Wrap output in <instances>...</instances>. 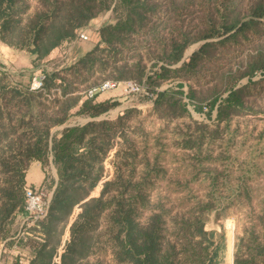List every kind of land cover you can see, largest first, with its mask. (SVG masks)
<instances>
[{
	"label": "trees",
	"instance_id": "1",
	"mask_svg": "<svg viewBox=\"0 0 264 264\" xmlns=\"http://www.w3.org/2000/svg\"><path fill=\"white\" fill-rule=\"evenodd\" d=\"M36 1L30 13L29 0H0L2 40L35 56V63L74 42L78 30L101 16L110 13L112 22L97 31L101 44L72 67V80L58 72L46 77L45 90L59 88L64 99L49 100L42 91L0 78V244L12 237L15 219L24 212L26 174L38 161L53 195L47 216L34 225L45 239L27 236L18 242L31 250L30 264H54L77 208L60 264H221L226 236L206 229L207 216L223 207L215 189H237L251 201L244 168L237 182L231 179L229 144L239 134L231 131L234 120L264 115V0ZM259 73L262 78L255 80ZM106 79L144 87L142 97L152 99L154 111L168 121L191 118L186 84L195 111L209 118L217 111L214 129L198 123L199 134L187 133L178 144L200 162L210 190L204 198L153 197L152 176L165 178L163 148L154 155L143 127L128 124L132 110L114 121L98 120L119 101L95 103L80 95ZM167 83L173 85L163 90ZM78 116L91 121L69 126ZM208 141L220 144L216 155L203 148ZM113 150L115 172L103 182ZM218 163L230 166L219 171ZM51 166L57 180L49 174ZM170 181L169 186L181 185ZM100 183V196L91 197ZM258 223L239 237L234 264H264V211ZM16 264H22L19 257Z\"/></svg>",
	"mask_w": 264,
	"mask_h": 264
},
{
	"label": "rangeland",
	"instance_id": "2",
	"mask_svg": "<svg viewBox=\"0 0 264 264\" xmlns=\"http://www.w3.org/2000/svg\"><path fill=\"white\" fill-rule=\"evenodd\" d=\"M29 2L33 6L30 13H33L35 8L38 7V3L36 0H29ZM106 16L103 15L100 17L102 18L100 19L102 27L112 22V15L109 13V18ZM97 23L99 21L92 22L83 28L86 35L89 36V40L84 41L76 38L74 42L64 44L62 47L55 49L48 58L37 63L34 62L35 56L29 52L10 47L2 40L0 25V78H4L9 84L19 86L23 89H30L33 79L38 75L47 77L49 74L58 72L61 76L72 80V67L76 66L84 56L101 44H98L97 32L95 31L98 28ZM201 44L198 43L191 46L186 51L184 60L173 68L180 67ZM261 78L262 73H259L255 77V80ZM56 81L58 84H61L60 78H57ZM108 82L117 83L111 79H106L102 82L101 86L89 88L87 91L81 92L80 95H83V100L95 99V103L108 100L119 101L121 103L119 107L109 111L98 120L107 119L114 121L119 116L125 115L127 110H132L133 113L128 120V124L143 127L147 134V138L144 139H148L151 146L154 147V155L159 152L160 148H163L160 165L164 168V173L161 176H165V178L158 180L154 175L152 176L157 182L153 197L157 195L168 196L171 197L172 201L176 197L183 195H188L192 201L204 198L210 190L209 182L204 180L205 175L201 171L200 162L195 157H192V155L189 157L186 156L187 154L190 155V151H187L188 153L185 155L183 152H180L178 144L181 142L182 136L187 133L191 135L199 134L200 127L197 126L198 123H203L208 125L209 128L214 129L213 124L217 111H213L212 118H209L206 113L195 111L193 103L188 98V84L182 89L184 91L187 108L191 113V118L176 121H168L160 113L154 111L153 100L144 99L142 95L145 93V88L134 81L117 83L114 89L104 92L99 90L95 92L93 97H90L92 91L99 89ZM246 82V79L242 81L243 84ZM130 83L137 84L140 87V91H131ZM172 85L170 83L165 84L163 90ZM42 93L48 95L49 100L64 99L62 91L59 88L52 87L50 90L46 88ZM89 121H91L90 118L78 116L71 118L68 125H84ZM65 127H57L55 129H58L56 131H61ZM55 129L54 132H56ZM236 129H239V134H237L235 141L229 144V151L232 158L229 161L231 166L221 163H218L217 166L219 167V171L226 169V166H230L228 170L232 171L231 179H233V182L238 181L236 179L239 178V173L243 174L241 168H244L245 177H249L248 187L251 201L249 202L245 198L243 191H238L237 189L233 191H228L224 188L214 190V193L220 197L223 207L220 206L221 208L219 210L212 211L208 214L206 229L208 231H215L218 235L224 233L226 236L227 247L221 264H234L239 237H242L244 231L251 229L252 226H259L258 215L264 211V115L260 114L256 117L248 116L247 118L234 120L231 125V131ZM142 139L139 138L138 140L143 141ZM219 147V143H211L210 141L204 143L203 146L204 149L213 151L214 155L220 151ZM115 151L113 150L110 153L105 162V177L103 182L110 180L115 172L113 165ZM244 161H248L249 163L246 164ZM142 169V166H139L137 177L140 176ZM49 174L52 178L56 177L57 171L54 166L50 167ZM172 178L179 179L181 185L169 186L171 183L170 179ZM102 185L100 183L94 195L100 193ZM38 190L44 192L46 199L52 198L53 194L49 188L42 187ZM168 205H171L170 201H168ZM79 211L78 208L75 210L71 220L75 219ZM1 264L4 263L2 262Z\"/></svg>",
	"mask_w": 264,
	"mask_h": 264
},
{
	"label": "crops",
	"instance_id": "3",
	"mask_svg": "<svg viewBox=\"0 0 264 264\" xmlns=\"http://www.w3.org/2000/svg\"><path fill=\"white\" fill-rule=\"evenodd\" d=\"M108 17V14L107 16ZM109 18V17H108ZM100 19L98 20H94L93 22H98V28L95 30L96 32L99 30L101 23H100ZM102 27V26H101ZM82 31V29H80ZM85 32V31H84ZM58 129H55V131ZM54 132V130H53ZM52 161V158H51ZM55 179L57 180V175L55 177ZM45 183H46V174L43 171L42 165L40 162L38 161H34L26 174V189L28 187H31L33 189H40L42 187H45ZM102 184V183H101ZM98 188V187H97ZM96 188V189H97ZM103 188V186H102ZM102 190V189H101ZM96 192V190L91 194V197H99L100 193L98 195H94V193ZM74 223V220L69 221V223H67L65 225V229H64V233H63V237H62V242L61 245L59 247V255L57 258H55L54 264H60L61 262V255L64 252V248L66 246V243H68L70 241L71 238V227ZM27 236H31V237H38L41 239V241H43L45 239L44 234L42 233H36L34 231V225H31L27 222V217L26 214L24 212L19 213L15 219V224H14V228H13V233H12V237L8 238L7 240H5L4 242H2L0 244V264L3 262L4 264H16L18 257L19 259H21L22 264H30L31 260L33 259V254L31 252L30 249L27 248H19V240L23 239Z\"/></svg>",
	"mask_w": 264,
	"mask_h": 264
},
{
	"label": "built area",
	"instance_id": "4",
	"mask_svg": "<svg viewBox=\"0 0 264 264\" xmlns=\"http://www.w3.org/2000/svg\"><path fill=\"white\" fill-rule=\"evenodd\" d=\"M77 38L79 40H89V36L86 35V33L82 30H79L77 32ZM1 69V67H0ZM45 80L46 77L38 75L36 76L32 83L30 90L31 91H44L45 90ZM117 83H111L108 82L104 84L99 89H96L95 91H92L90 97H93L95 92L97 91H108L111 89H114L116 87ZM131 91L133 92H139L140 87H138L136 84L130 83ZM49 202L50 199L45 198L44 192L42 190L33 189L31 187H28L26 189V204L24 208V213L27 217V222L31 225H36L39 223L42 219H44L48 214V208H49Z\"/></svg>",
	"mask_w": 264,
	"mask_h": 264
}]
</instances>
